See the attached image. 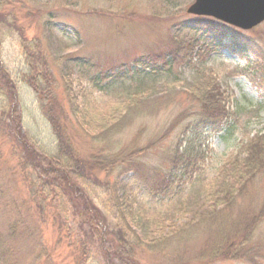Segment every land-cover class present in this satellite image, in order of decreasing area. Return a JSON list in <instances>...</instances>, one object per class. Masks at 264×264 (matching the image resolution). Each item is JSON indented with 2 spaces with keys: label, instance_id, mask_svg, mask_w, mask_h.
I'll return each instance as SVG.
<instances>
[{
  "label": "rangeland",
  "instance_id": "1",
  "mask_svg": "<svg viewBox=\"0 0 264 264\" xmlns=\"http://www.w3.org/2000/svg\"><path fill=\"white\" fill-rule=\"evenodd\" d=\"M194 1L0 0V12L8 20L0 26V60L16 92L14 106L3 110L0 129L9 135L13 132L8 117L12 114L20 119L22 134L43 151L54 157L61 146V164L70 162L63 159L69 151L76 166L74 171L66 166L62 177L72 190L101 196L94 203L110 218L114 230L117 223L110 216L112 206L105 203L104 208L102 200L110 185L116 194H126L124 202L134 212L125 220L132 221L131 231L128 227L123 230L134 249L131 259L136 264H264V168L254 171L252 180L233 201L217 189L220 181L223 190L233 183L230 177L217 176L227 162L231 164L238 143L259 132L264 134V93L256 82L264 74V23L242 32L214 21L220 33L228 32L231 40L239 39L248 46L249 63L228 49L213 51L218 39L195 28L193 22L199 19L187 14ZM20 39L26 40V48ZM179 41L202 48L204 53L171 69L159 60L152 65L157 74L147 68L136 73L117 68L121 65L131 70L137 60L172 50ZM30 60L33 69L27 67ZM117 70L120 78L114 75ZM29 73V79L44 77L48 82L50 92L47 97L40 95V101L32 85L21 81ZM207 81L217 83L221 93L229 95L225 107L234 114L214 127L201 122L199 105L190 94ZM47 98L56 106L49 103L41 108ZM138 100L152 105L124 119L131 111L128 105ZM52 107L65 114L62 123L61 117L51 112ZM46 115L58 119L61 132L57 126L52 128ZM113 121H119L117 139L125 153L133 149L132 155L137 154L134 160L145 171L165 174L173 153L183 152L193 142L205 158L203 172L185 190L175 189L164 198L151 199L140 185L139 174L131 180L132 171L119 178V185L115 175L106 173L110 155L106 147L112 136L104 130ZM226 129L229 132L224 135ZM154 139L156 145L150 143ZM10 150L0 136L2 169L17 166V154L13 157ZM87 163L97 165L98 171L88 173ZM88 178L95 183L86 184ZM6 179L3 171L0 180ZM22 186L19 179L18 187L13 182L12 190L2 188L0 204L24 200L27 191ZM73 211L68 207L69 220ZM76 223L75 219L72 226ZM49 226L45 227L46 236H54ZM114 234L111 242L117 244L118 231ZM92 264L109 262L99 252Z\"/></svg>",
  "mask_w": 264,
  "mask_h": 264
},
{
  "label": "trees",
  "instance_id": "2",
  "mask_svg": "<svg viewBox=\"0 0 264 264\" xmlns=\"http://www.w3.org/2000/svg\"><path fill=\"white\" fill-rule=\"evenodd\" d=\"M5 19L6 17L0 12V26L4 25ZM6 21L8 20L6 19ZM193 23L196 28L205 33H212L215 39H218L219 43L215 45L213 51H222V48L228 49L240 56L241 60L246 59L251 63L248 46L245 43L240 44L239 39L231 40L228 32L225 35L223 32L220 33L218 24L213 20L199 19ZM7 24L10 23L7 22ZM20 44L23 48L27 46V42L24 39H20ZM201 50L202 48L196 49L194 45L179 42V44L173 46L172 50H165L164 52H158V54L137 60L135 63L137 66L131 70L122 68L124 66L121 65L117 66V68L121 67L120 69L124 70V73L129 71L136 73L147 68L151 69V74H157L155 70H152L153 63L160 60L162 61L160 63L164 64V68L171 69L179 65L180 62H183L181 65L190 63L192 58L204 53ZM1 64L2 61L0 60V98L3 97L0 100V110L3 116V119L0 117V126L3 124L5 116L3 110L12 108L16 100V92L14 85L10 81L9 72ZM32 64L31 60L27 63L28 69H33L31 67ZM262 66L264 70V62ZM119 70L114 74L118 78H120ZM37 74L40 75L41 73L39 74L38 72ZM29 75L30 73L23 75L21 81H27L32 85L39 101L40 95L47 97V93L50 90L46 86L48 82L45 78L37 77L38 79L32 80V78L29 79ZM36 79H42L44 82L42 80L37 82ZM256 82L264 93V74L259 75ZM6 85H8V88L5 87ZM190 94L191 98L199 105L198 114L202 117L200 120H202L203 124L214 127L217 124L227 122L234 115L225 107L226 101L229 100V95L221 93L218 84L215 82L207 81L200 86H195ZM46 101L45 105H41V102V108H46L49 103H51V106H56L48 98ZM151 105L144 104L139 100L132 102L128 105L131 111L124 119H127L130 114H141L146 107ZM51 109L54 115L61 117V123L66 119L64 113H59L53 107ZM46 116L48 121L51 122L52 128L57 126V130L61 132V123L59 124L58 119L55 116ZM8 117L11 121L13 132L9 135L7 131H1L0 129V136L11 146V153L9 154L13 156L16 153L18 160L16 162L17 166L0 168V173L4 171V177L8 178L0 180V184L9 181L7 184L0 185V190L4 187L11 189L13 182L18 187L19 179H21L24 185L22 188L26 189L27 196H24V200L16 198L11 202L0 204V264H70L71 262L73 264H92L93 256L99 252L106 257L109 264H136L131 259L133 258L134 249L129 246L131 242L126 239L125 230H123L128 227L129 229L127 230L131 231L129 224L132 221L129 219L126 222L125 220L131 217L134 212V209L127 205L128 202H124L128 198L127 195L124 193L116 194L111 185L105 191L107 198L102 200V205L104 208H107L105 203H110L112 206L110 216L117 223L114 226L116 230H114L111 227L112 221H110V218L103 214L101 206H97L94 203L101 196L91 191L93 196L89 192L72 190L71 188L74 187L64 176L62 177L66 166H69L74 171L76 159H74L72 154L68 151L65 154L68 158L63 159L70 162L61 164L59 162L60 156L62 157L61 146L57 147V152L53 157L52 153L49 154L46 150L43 151L37 147L33 140L22 134L23 130L20 131V119H16L12 114L8 115ZM119 119L123 120V117ZM7 120L5 118V121ZM118 122L108 123L104 131H108L107 135L112 136V139L108 140L110 144L106 147L108 154H110L107 158L108 162H106L108 167L106 173L115 175L114 181L118 182L119 185L122 184L119 178L128 175L132 171L131 180L138 179L139 174L140 185H143V190L149 194L151 199L154 197L155 199L157 197L164 198L171 191H175V189L185 190L186 185L194 182L198 178L197 175L203 172L202 167L205 158L201 154L199 146L195 144L193 146V142H190L183 152L176 151L173 153L170 158L169 169L165 174L161 175L159 171V176H157L156 171L153 174L145 171L144 166L137 164L134 160L137 155H132L134 150L126 149L128 151L127 155L122 141L117 139L119 133L117 130ZM228 132L229 129L222 130L224 135L228 134ZM57 133L61 136V133ZM62 133L64 134V138L62 137L63 143L67 144V141L64 140L67 135L65 132ZM193 140L191 139V141ZM150 143L156 145L157 140H151ZM237 150L233 158L230 159L231 164L229 165V162H227L218 173L219 176H217L225 179L230 177L232 179L231 189L223 190V181L218 182L217 188L221 189L223 194L230 195V201H233L235 197L243 192L242 188L252 180L255 170L260 171L261 168H264V134L259 132L252 138L239 142ZM139 152L138 154L142 153V151ZM49 155L52 157H48ZM2 161L3 157L2 153H0V163ZM87 164L88 173L98 171L97 165ZM228 167L231 169H228ZM89 181H92V184L95 183L90 178L86 179L85 183L87 184ZM113 191L115 192L114 195ZM68 207L74 208V211L70 214L73 218L72 220L68 218ZM75 219L79 223L72 226V222ZM48 224H50L49 228L54 236H46L45 227ZM115 231H118L120 238L117 244L111 242L112 237L115 236Z\"/></svg>",
  "mask_w": 264,
  "mask_h": 264
},
{
  "label": "water",
  "instance_id": "3",
  "mask_svg": "<svg viewBox=\"0 0 264 264\" xmlns=\"http://www.w3.org/2000/svg\"><path fill=\"white\" fill-rule=\"evenodd\" d=\"M187 13L212 17L241 30H251L264 22V0H196Z\"/></svg>",
  "mask_w": 264,
  "mask_h": 264
}]
</instances>
